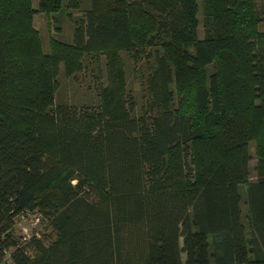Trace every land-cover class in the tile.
Returning a JSON list of instances; mask_svg holds the SVG:
<instances>
[{"label": "trees", "instance_id": "obj_1", "mask_svg": "<svg viewBox=\"0 0 264 264\" xmlns=\"http://www.w3.org/2000/svg\"><path fill=\"white\" fill-rule=\"evenodd\" d=\"M37 2L0 0V264H264V6L201 0L199 39L197 0ZM61 9L44 52L33 16ZM101 57L98 103L55 104L60 65Z\"/></svg>", "mask_w": 264, "mask_h": 264}, {"label": "rangeland", "instance_id": "obj_2", "mask_svg": "<svg viewBox=\"0 0 264 264\" xmlns=\"http://www.w3.org/2000/svg\"><path fill=\"white\" fill-rule=\"evenodd\" d=\"M198 1V29L197 35L199 39L203 38V28H202V10H201V0ZM258 6H264V0H256ZM37 0H32L33 7L36 8ZM84 9V7L82 8ZM69 11L66 9H61L58 12L43 14L35 13L33 16V26L38 31L42 48L44 52H48V40L50 37L63 42H70L72 35V25L66 14ZM73 17H79L81 10L70 12ZM260 28L264 30V22L260 24ZM126 70V88L132 94L135 101L134 114H139L141 112V107L144 104V80L147 77L148 66L144 61H139L137 64L133 65L130 62L125 64ZM58 87L54 97V103H66L73 106H92L98 103V98L96 96V87L106 84L105 69H104V59L101 57L98 61L94 58H87L83 62V69L81 72L74 75V77H67L63 74L62 66L59 67V73L57 76ZM253 143H250V168L254 164V154H253ZM241 208L245 211L243 203H241ZM34 222V215L30 214L25 218H21L16 221L14 231L16 235L23 234V229H29L30 223ZM37 226V225H36ZM39 238H44V242L48 244L53 238L54 233L45 227V224L38 226Z\"/></svg>", "mask_w": 264, "mask_h": 264}, {"label": "built area", "instance_id": "obj_3", "mask_svg": "<svg viewBox=\"0 0 264 264\" xmlns=\"http://www.w3.org/2000/svg\"><path fill=\"white\" fill-rule=\"evenodd\" d=\"M38 223V226L40 224V221H39V216H36L34 215V222H31L30 223V228L29 229H23V234L21 237H23V239H28L30 238L32 235H36L38 236L39 235V230H38V226L36 227Z\"/></svg>", "mask_w": 264, "mask_h": 264}]
</instances>
